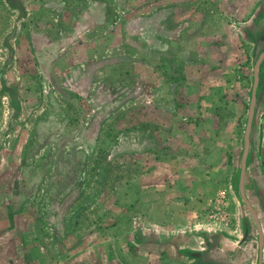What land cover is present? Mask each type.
<instances>
[{
  "label": "rangeland",
  "instance_id": "obj_1",
  "mask_svg": "<svg viewBox=\"0 0 264 264\" xmlns=\"http://www.w3.org/2000/svg\"><path fill=\"white\" fill-rule=\"evenodd\" d=\"M263 50L264 0H0V264H145L146 232L234 223Z\"/></svg>",
  "mask_w": 264,
  "mask_h": 264
},
{
  "label": "crops",
  "instance_id": "obj_2",
  "mask_svg": "<svg viewBox=\"0 0 264 264\" xmlns=\"http://www.w3.org/2000/svg\"><path fill=\"white\" fill-rule=\"evenodd\" d=\"M253 198L257 199L231 197L232 202H241L234 223L224 226L192 223L168 233L167 236L182 238L179 245L163 242L155 245L150 243L154 235L146 232L149 238L143 252L148 257L145 264H264V217L260 218L263 211L245 207L247 200L250 203ZM111 259L112 264H122Z\"/></svg>",
  "mask_w": 264,
  "mask_h": 264
},
{
  "label": "flooded vegetation",
  "instance_id": "obj_3",
  "mask_svg": "<svg viewBox=\"0 0 264 264\" xmlns=\"http://www.w3.org/2000/svg\"><path fill=\"white\" fill-rule=\"evenodd\" d=\"M261 56H262L261 58L264 59V50L261 52ZM256 184H258L259 195L255 196V197H257L256 201H252L250 203L246 199L247 203H248V204H246V208L247 209H251L252 208L254 211H256L257 209L260 210V211L262 210L263 211L262 212L263 215H260V218L263 219V217H264V183H250V185H254V186ZM259 184H262V185H259ZM255 187H257V186H255ZM260 194H262V196ZM240 196H243L244 198H247V196H245V195H240ZM248 198H249V196H248ZM89 237H90V234L87 236V239H89ZM81 247H82V245H81ZM35 248H38V249L37 250L33 249L34 255H36L32 259V260H34V264H46L45 263L46 259L44 258V256L41 255V253L39 251L40 250L39 247H35ZM23 249H25V248L23 247ZM88 257L92 258V260L88 259V260H84V261H76V260H72V259L66 258V256L61 252L60 253V258H58V256L57 257L54 256L52 259H50L48 261L47 264H112L113 263L111 258H109L107 260H103V261H97V260L94 259V257H91V256H88Z\"/></svg>",
  "mask_w": 264,
  "mask_h": 264
}]
</instances>
